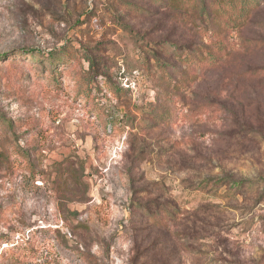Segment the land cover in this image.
I'll return each mask as SVG.
<instances>
[{"label": "rangeland", "instance_id": "rangeland-1", "mask_svg": "<svg viewBox=\"0 0 264 264\" xmlns=\"http://www.w3.org/2000/svg\"><path fill=\"white\" fill-rule=\"evenodd\" d=\"M190 14L0 0V264H264V4L240 33L216 30L234 51L194 80L178 52L216 33ZM63 49L104 81L94 101L32 64ZM169 95L174 123L157 111Z\"/></svg>", "mask_w": 264, "mask_h": 264}, {"label": "trees", "instance_id": "trees-1", "mask_svg": "<svg viewBox=\"0 0 264 264\" xmlns=\"http://www.w3.org/2000/svg\"><path fill=\"white\" fill-rule=\"evenodd\" d=\"M167 1L171 3L173 7L181 8L186 12L191 13L190 16H195L201 19L205 25L204 28L206 31L210 30L216 33V39L210 42V44L194 46L189 50L183 49L178 52L180 56L179 59L189 70V77H191L193 80L200 76V74L204 75L216 68L225 60V58L231 54L232 51H234L233 48L230 49L229 43L220 37V33H240L243 27H245L250 22L255 12L264 4V0ZM31 58L33 62L32 64L37 65L35 67H37V72L39 71V75L47 77L53 83L52 86L55 88H62L61 85L64 83L65 78L70 77L73 80L76 96L85 99L88 103L94 101L97 97L94 95V90L104 93V81L99 79L98 76L90 73V70L84 69L83 72L80 71L76 73V61L74 59L72 60L66 49L50 52L47 57L33 52ZM255 73L259 77H264V67L255 70ZM182 83L184 84V82ZM114 91L115 90H113V92ZM171 95L165 99V102L169 103L170 105L171 103H174L173 106L171 108H159L157 110L158 115H160V117L162 116L161 119L168 120L169 123H172L180 115V108L178 109L175 106L176 102L174 99H172ZM93 104V111L102 117L101 109L98 107V104L95 102ZM188 115L189 113L185 114V116ZM107 121L113 122L112 119ZM107 121L106 119H103L105 125L108 124ZM7 125L10 126V122H8ZM21 155H24V158L27 160L29 154H24L23 152ZM230 184L234 189L247 190L259 186L257 179L251 178L232 179L230 180ZM164 213L166 212H161V210H159L154 214H151L152 221L157 223V221L163 217ZM161 222L163 223V220ZM14 263L20 264L19 261Z\"/></svg>", "mask_w": 264, "mask_h": 264}]
</instances>
